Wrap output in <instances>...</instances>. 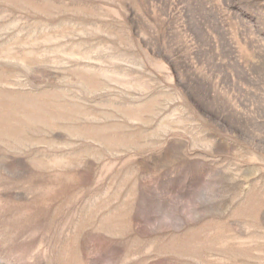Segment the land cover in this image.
Here are the masks:
<instances>
[{
	"label": "rangeland",
	"instance_id": "rangeland-1",
	"mask_svg": "<svg viewBox=\"0 0 264 264\" xmlns=\"http://www.w3.org/2000/svg\"><path fill=\"white\" fill-rule=\"evenodd\" d=\"M0 264H264V0H0Z\"/></svg>",
	"mask_w": 264,
	"mask_h": 264
}]
</instances>
